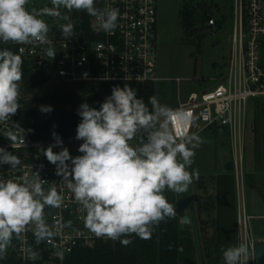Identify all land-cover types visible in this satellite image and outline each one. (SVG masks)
<instances>
[{
    "label": "built area",
    "instance_id": "2783aa9c",
    "mask_svg": "<svg viewBox=\"0 0 264 264\" xmlns=\"http://www.w3.org/2000/svg\"><path fill=\"white\" fill-rule=\"evenodd\" d=\"M0 44H13L30 65L50 81H105L158 84L157 0H93L89 29L73 24L71 13L51 4L27 11L16 21L1 8ZM234 24L226 72L212 88L192 91L187 100L162 115L177 141L157 156L158 171L178 185L182 167L178 149L192 132L228 128L235 175L242 179L244 142L250 110L264 109V0H233ZM52 20V18H54ZM47 18V20L45 19ZM48 20L55 21L48 27ZM215 24L211 18L209 25ZM179 80V79H178ZM16 95H0V240L22 264H66L78 248H93L115 238L118 198L125 186L144 180L154 158L84 162L81 140L88 131L59 139L35 140L17 117ZM160 116L131 113L108 129L117 147L126 136H138V123ZM240 215L235 264H256L255 238Z\"/></svg>",
    "mask_w": 264,
    "mask_h": 264
},
{
    "label": "trees",
    "instance_id": "16d2710c",
    "mask_svg": "<svg viewBox=\"0 0 264 264\" xmlns=\"http://www.w3.org/2000/svg\"><path fill=\"white\" fill-rule=\"evenodd\" d=\"M6 2V0H5ZM93 0H71V17L76 29L79 19L89 29ZM27 11L12 12L16 21ZM183 25L193 27L188 6L182 11ZM204 21L211 19L205 10ZM36 71L18 53L13 44H0V95H16L20 101L18 121L35 140L59 139L78 133L97 131L81 140L79 160L113 162L126 160L116 143L111 126L125 122L131 113L139 117L155 112L154 83L85 81L67 83L49 80ZM264 111V109H260ZM259 110L256 126L259 125ZM136 160L155 157L164 151V143L155 145L154 120L138 123ZM139 185L125 186L118 196L119 223L114 239L93 248H78L66 264H200L191 224H182L176 204V189L156 166H145ZM226 173L214 179V192L208 196V208L215 209L212 226L206 236L205 251L210 264H235L239 226L237 180L234 162L226 164ZM196 176L199 187L208 186ZM203 224V222H202ZM210 220L203 226H209ZM0 264H22L2 248Z\"/></svg>",
    "mask_w": 264,
    "mask_h": 264
},
{
    "label": "rangeland",
    "instance_id": "374dc122",
    "mask_svg": "<svg viewBox=\"0 0 264 264\" xmlns=\"http://www.w3.org/2000/svg\"><path fill=\"white\" fill-rule=\"evenodd\" d=\"M158 23V68L164 81L155 85V112L160 116L154 121L155 145L161 141L164 149L172 138L168 121L163 113L185 102L190 92H201L212 88L226 72L231 49L230 36L233 32V0H157ZM58 6L66 18L71 13V0H6L1 6L6 14L29 11L35 13L41 6ZM189 7L194 22L193 27L183 25L182 11ZM215 20L209 25L203 16ZM47 20V18H45ZM55 19L52 18V20ZM48 27L55 21L48 20ZM264 61V50L261 51ZM179 79V80H178ZM259 110V125L257 111ZM137 136H126L119 150H124L127 159L137 156ZM162 152V151H161ZM156 153L152 165L158 167ZM244 160L240 165L243 181L237 180V202L240 232V215L248 219V226L255 238L264 236V111L251 109L246 126ZM177 158L183 164L182 174L176 189V204L180 197L188 195L191 200V225L194 231L197 260L200 264H210L205 251V237L211 236L215 227V209L208 208V196L214 192V179L222 169L223 161L234 162L233 146L228 128L203 129L192 132L189 139L178 149ZM158 169V168H157ZM226 172V170H225ZM235 172V165H234ZM196 176L209 187L204 190L196 182ZM118 202V198H116ZM119 205V204H118ZM180 218V214H179ZM210 220L209 226H203ZM203 222V224H202ZM237 250V247H236Z\"/></svg>",
    "mask_w": 264,
    "mask_h": 264
},
{
    "label": "water",
    "instance_id": "95a60500",
    "mask_svg": "<svg viewBox=\"0 0 264 264\" xmlns=\"http://www.w3.org/2000/svg\"><path fill=\"white\" fill-rule=\"evenodd\" d=\"M176 139L173 138L169 141V145L176 143ZM178 208L180 214V222L182 224H191L190 210L188 199L186 196H182L178 200ZM255 263L264 264V244H259L255 248Z\"/></svg>",
    "mask_w": 264,
    "mask_h": 264
},
{
    "label": "crops",
    "instance_id": "0c3cea01",
    "mask_svg": "<svg viewBox=\"0 0 264 264\" xmlns=\"http://www.w3.org/2000/svg\"><path fill=\"white\" fill-rule=\"evenodd\" d=\"M216 128H220V127H214V128H210V129H216ZM180 164H181V167L183 166V164L180 162ZM226 161H223V163H222V169H220V170H218V171H212L213 173H217V174H222V173H226L225 172V168H226ZM181 174H182V172H181ZM186 197H187V199H188V204H189V210L191 209V207H190V205H191V200H190V198L188 197V195H185ZM192 222V221H191Z\"/></svg>",
    "mask_w": 264,
    "mask_h": 264
}]
</instances>
